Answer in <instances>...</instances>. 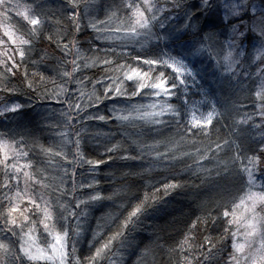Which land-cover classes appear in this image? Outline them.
<instances>
[{"label":"clouds","instance_id":"clouds-1","mask_svg":"<svg viewBox=\"0 0 264 264\" xmlns=\"http://www.w3.org/2000/svg\"><path fill=\"white\" fill-rule=\"evenodd\" d=\"M0 264H264V0H0Z\"/></svg>","mask_w":264,"mask_h":264}]
</instances>
